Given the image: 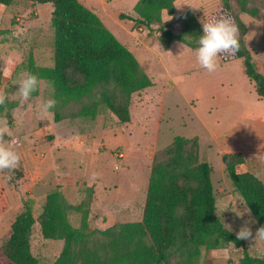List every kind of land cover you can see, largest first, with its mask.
Here are the masks:
<instances>
[{
  "label": "rangeland",
  "instance_id": "1",
  "mask_svg": "<svg viewBox=\"0 0 264 264\" xmlns=\"http://www.w3.org/2000/svg\"><path fill=\"white\" fill-rule=\"evenodd\" d=\"M84 1L121 43L136 38L147 45L148 49L135 55L140 63L144 58L151 61L147 74L156 81L154 89L132 96L131 121L125 124L108 110H102L95 121H55V113L70 115L79 103L63 109L55 106L49 115L41 116L38 105L54 99L48 82L42 80L28 101L16 92L32 62L39 67L54 64L53 6L15 2L5 11L2 7L0 90L8 94V100L0 106V120L7 122L11 135L5 139L15 141L21 161L18 168L0 172V186L10 204L0 218V242L8 236L20 209L28 203L38 218L46 196L54 190L77 207L70 222L77 228L89 227L85 237L90 242L102 240V233L113 226L139 222L154 156L176 137H185L199 140L200 158L212 169L217 213L226 227L237 234L247 223L253 232V238L245 240L251 254L264 256V240H255L259 227L223 163L224 154L242 153L246 164L239 172L248 171L264 183V100L247 78L242 60H219V67L208 72L196 63L194 50L178 42L168 45L163 33L179 34L185 24L179 16L185 12L200 13L202 22L220 6V0H177L175 14L163 12V23L151 28L121 19L122 14L139 18L134 7L140 0ZM241 18L248 29L247 47L264 75V23L246 14ZM195 33L203 34L199 25ZM182 46L188 49L183 56ZM6 66L9 74L5 77ZM32 246L41 264H54L64 241L42 239L36 223ZM241 258L242 250L230 245L208 252L201 264H240Z\"/></svg>",
  "mask_w": 264,
  "mask_h": 264
},
{
  "label": "trees",
  "instance_id": "2",
  "mask_svg": "<svg viewBox=\"0 0 264 264\" xmlns=\"http://www.w3.org/2000/svg\"><path fill=\"white\" fill-rule=\"evenodd\" d=\"M176 1L140 0L134 7L139 18L122 14L121 19L151 28L163 23V12L175 14ZM15 2L53 6L54 64L39 67L32 62L30 73L38 74L53 87L57 108L72 103L80 106L70 115L55 113V121H95L102 110H108L120 123H129L132 96L154 86L130 49L79 0H0V5L10 7ZM205 9L206 6L202 8ZM263 10L264 0H220V6L206 20L227 15L240 26V51L232 57L221 56L220 61L242 60L247 78L264 100V75L247 47L248 29L241 18L246 14L264 23ZM200 15L191 11L180 15L184 28L176 35L163 32L167 44L178 42L192 50L197 48L198 38L203 35L195 33L196 25L202 28ZM202 161L198 138L176 137L154 156L141 220L113 226L102 233V240L94 242L85 237L89 227L72 226L70 215L77 207L60 190L46 196L38 218L27 203L8 236L0 242V264H41L32 251L36 223L42 239L64 241L54 264H201L208 252L230 245L242 250L240 264H264V256H253L246 241L237 239V234L226 227L217 213L212 169ZM245 162L242 153L223 156L235 191L260 228L264 226V183L250 172L237 171ZM8 209L0 186V218Z\"/></svg>",
  "mask_w": 264,
  "mask_h": 264
},
{
  "label": "clouds",
  "instance_id": "3",
  "mask_svg": "<svg viewBox=\"0 0 264 264\" xmlns=\"http://www.w3.org/2000/svg\"><path fill=\"white\" fill-rule=\"evenodd\" d=\"M191 5V4H189ZM195 8L193 5H191ZM203 35L198 38V47L194 49L196 63L208 72H214L219 67L221 56L232 57L240 51V26L227 15H222L202 22ZM188 49L182 46L183 56ZM3 76L9 74L8 66L3 68ZM19 88L16 94L22 101H28L42 85L38 74L23 73L18 82ZM8 94L0 90V106H5ZM54 99H49L38 105L41 116L50 114V110L56 106ZM10 128L6 121L0 120V172L14 170L19 167L21 155L15 148V141L5 139L10 136ZM250 214V209L247 210ZM253 238V232L246 223L237 233V239L248 240ZM255 240H264V226L256 230Z\"/></svg>",
  "mask_w": 264,
  "mask_h": 264
},
{
  "label": "crops",
  "instance_id": "4",
  "mask_svg": "<svg viewBox=\"0 0 264 264\" xmlns=\"http://www.w3.org/2000/svg\"><path fill=\"white\" fill-rule=\"evenodd\" d=\"M83 5H84V3L83 2H85L84 0H79ZM2 7H5L4 8V11L6 10V8L8 9V7H6V6H4V5H0V9H3ZM89 9V8H88ZM121 16V15H120ZM130 22V24H132L133 26L135 25V23L133 22V21H129ZM139 29H141V31H142V28H139ZM119 40V39H118ZM140 43H141V45H140ZM123 44V43H122ZM130 45V46H129ZM128 49H130V51L135 55V53L137 54V52L138 53H142L145 49H148V47H147V45L146 44H144V43H142V42H139V41H137L136 40V38H135V41H133V40H130V42H128V43H126V45H125ZM143 47V48H142ZM135 57L137 58V60L139 61V59H138V57L135 55ZM142 58V57H141ZM142 60V59H141ZM143 62L142 63H140V65H141V67L145 70V73L147 74L148 73V70H149V68L151 67V61L148 59V58H144L143 60H142ZM237 61V60H236ZM231 62H233V61H231ZM229 63V62H228ZM142 64H144V66L142 65ZM146 66V67H145ZM150 74V73H149ZM149 74H147L150 78H151V80L153 81V83H154V86H155V83H156V81H154L155 79H153V77H151ZM154 86L153 87H150V88H148V89H146V92H145V95L147 94V92L148 91H153V89H154ZM139 93H141V92H139ZM145 95H143V99L144 100H146V98H144L145 97ZM142 97L140 96L139 97V99H141ZM144 103V102H143ZM143 103H142V105H143ZM142 109V108H141ZM133 117V116H132ZM245 164H246V162H245ZM245 164H243V165H241V166H239L237 169V171L239 172V169L240 168H242V167H244L245 166ZM246 172H248V171H245V172H239V173H246ZM10 205V204H9ZM9 209H10V206H9ZM22 210L23 209H20L19 210V213H17L18 215L22 212Z\"/></svg>",
  "mask_w": 264,
  "mask_h": 264
},
{
  "label": "water",
  "instance_id": "5",
  "mask_svg": "<svg viewBox=\"0 0 264 264\" xmlns=\"http://www.w3.org/2000/svg\"><path fill=\"white\" fill-rule=\"evenodd\" d=\"M201 163H202V164H204V163H205V161H202ZM91 227H92V226H91Z\"/></svg>",
  "mask_w": 264,
  "mask_h": 264
}]
</instances>
